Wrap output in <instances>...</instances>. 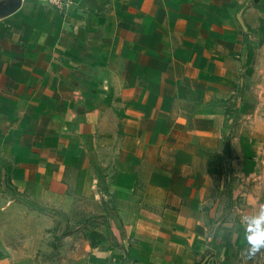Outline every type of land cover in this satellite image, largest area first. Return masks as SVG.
I'll return each instance as SVG.
<instances>
[{"label": "crops", "instance_id": "1", "mask_svg": "<svg viewBox=\"0 0 264 264\" xmlns=\"http://www.w3.org/2000/svg\"><path fill=\"white\" fill-rule=\"evenodd\" d=\"M264 0H0V264H264Z\"/></svg>", "mask_w": 264, "mask_h": 264}, {"label": "rangeland", "instance_id": "2", "mask_svg": "<svg viewBox=\"0 0 264 264\" xmlns=\"http://www.w3.org/2000/svg\"><path fill=\"white\" fill-rule=\"evenodd\" d=\"M12 208L0 210V236L14 248L17 255L26 256L34 250L32 241L27 240L32 232L27 220L17 216Z\"/></svg>", "mask_w": 264, "mask_h": 264}, {"label": "clouds", "instance_id": "3", "mask_svg": "<svg viewBox=\"0 0 264 264\" xmlns=\"http://www.w3.org/2000/svg\"><path fill=\"white\" fill-rule=\"evenodd\" d=\"M241 223L246 224L245 238L250 245L247 252L249 255H255L264 246V205L260 206L255 215L242 216Z\"/></svg>", "mask_w": 264, "mask_h": 264}, {"label": "built area", "instance_id": "4", "mask_svg": "<svg viewBox=\"0 0 264 264\" xmlns=\"http://www.w3.org/2000/svg\"><path fill=\"white\" fill-rule=\"evenodd\" d=\"M49 5L56 9H69L74 6L75 0H46Z\"/></svg>", "mask_w": 264, "mask_h": 264}]
</instances>
